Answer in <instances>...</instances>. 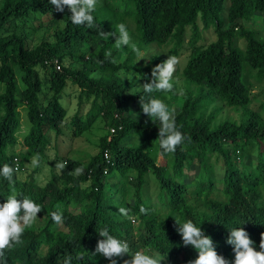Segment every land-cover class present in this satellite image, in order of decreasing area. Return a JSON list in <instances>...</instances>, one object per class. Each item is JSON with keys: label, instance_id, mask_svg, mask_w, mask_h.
<instances>
[{"label": "trees", "instance_id": "obj_1", "mask_svg": "<svg viewBox=\"0 0 264 264\" xmlns=\"http://www.w3.org/2000/svg\"><path fill=\"white\" fill-rule=\"evenodd\" d=\"M97 8L95 27L89 29L73 24L71 12L56 11L49 0L0 3V167L8 164L15 169L18 157L20 170L13 177L17 196L42 207L21 242L0 257V264H65L69 257L71 264H111L93 255L102 239L97 230L102 228L127 241L130 254L147 249L158 253L160 264H188L198 252L184 246L174 217L200 226L229 264L235 261L233 246L227 243L233 228H244L260 251L264 117L250 108L253 96L248 77L252 72L257 83L264 81V39L247 23L264 18V0H104ZM28 20L47 26L36 46L27 34ZM129 22L135 25L140 52L152 45L167 46L169 55L177 57L182 50L189 51L182 75L202 94L194 97L188 91L175 111L176 125L185 136L175 153H165L154 142L159 121L133 117L135 108H142L140 97L148 99L149 94L144 90L129 94L130 85L122 78L124 73L151 77L152 68L164 58L154 60V66L145 65L136 60L131 48L122 57L124 48L114 46V36L104 40L98 35L101 30L114 32L119 23L129 30ZM210 29L214 40L198 45L204 41L203 32ZM107 52L111 56L106 57ZM69 82L80 88L79 108L72 119L74 136L80 137L100 119L107 121L100 151L87 164L65 160L61 173L45 186H39L33 175L21 181L18 174L27 170L26 162L35 157L34 173L41 168L49 133L62 134L67 117L62 95ZM151 96L172 108L174 97L168 100L162 92ZM217 101L241 111L240 119L214 125L216 114L207 116L206 107ZM87 103L90 109L83 115ZM23 113L28 132L20 154L15 149L21 142ZM112 129L117 130L115 134ZM133 135L139 137L138 143L132 142ZM159 154L166 159L165 166L158 164ZM252 156L256 162L247 169L245 160ZM221 161L223 167L217 170ZM192 168L196 174L190 178L186 171ZM75 169L82 172L77 174ZM152 176L158 184L156 201L146 194ZM10 191L8 181L0 176V203L6 202ZM120 208L127 210L126 216ZM56 211L63 213L60 225L50 215ZM163 212L168 213L167 219L160 221ZM115 259L124 264L131 256Z\"/></svg>", "mask_w": 264, "mask_h": 264}, {"label": "clouds", "instance_id": "obj_2", "mask_svg": "<svg viewBox=\"0 0 264 264\" xmlns=\"http://www.w3.org/2000/svg\"><path fill=\"white\" fill-rule=\"evenodd\" d=\"M49 3L61 13L67 8L71 12L69 18L73 24L86 25L89 29L95 27L93 13L96 10L98 0H49ZM114 28V32L101 30L98 35L104 40H109L110 37L114 36L116 48L129 47L139 57L141 55L140 49L133 43L127 26L124 23H119ZM108 56H111V52L106 53V57ZM112 62L115 63L116 61L113 60ZM179 64L180 59L177 56L168 55L166 60L153 67L151 81L142 85L144 92L149 94V98L140 97L143 113L153 123L156 124L159 121L158 139L154 142L158 141L160 148L165 153H175L177 147L184 142L185 136L176 125L175 109L170 108L162 100L152 97L151 94L153 92H173V78ZM31 163L35 166L38 161L34 157ZM56 167L62 168L63 165L57 164ZM16 171L8 164L0 167V176L8 181L11 189L10 194L6 197V202L0 203V257H3L7 250L21 242L26 228L35 222L38 213L42 211L41 205L30 198H18L13 178ZM74 171L79 174L82 169H75ZM119 212L127 215V210L124 208H120ZM50 215L55 224H62L63 213L61 211L52 212ZM174 219L177 226L176 230L182 237L184 246H191L198 252V257L189 261L188 264H229L224 256L218 254L213 239L211 236L205 235L200 226L198 227L192 220L181 222L176 217ZM97 232L102 239L98 240L93 255H101L108 259L111 264H117L115 258L123 257L125 254L130 255L131 259L124 260V264H160L161 262L157 258L158 253L146 254L137 251L130 254L128 242L115 238L107 228L99 229ZM227 243L233 246L234 264H264V234H261L260 251L256 250L248 232L242 227L231 229ZM65 264H71L70 257L65 260Z\"/></svg>", "mask_w": 264, "mask_h": 264}, {"label": "rangeland", "instance_id": "obj_3", "mask_svg": "<svg viewBox=\"0 0 264 264\" xmlns=\"http://www.w3.org/2000/svg\"><path fill=\"white\" fill-rule=\"evenodd\" d=\"M1 1L2 0H0V3ZM103 2L104 0H98L97 7L100 8V6L103 5ZM104 12L106 13L107 10H105ZM35 24L32 20L27 21V34L33 46H36L38 43H40L43 36H45L46 27H47V26L40 27ZM134 27L135 25L129 22V28H130L129 32L132 36L133 43L136 44L138 43V38L136 37V34L134 32ZM247 27L255 30L258 33V36L264 39V18L262 17L254 18L253 21L247 23ZM53 32L54 29L51 30L50 38H52ZM190 33L191 31L189 30L188 35L186 37L184 49H187L188 47ZM203 39L204 41L199 42L198 45H203L209 41L214 40L213 29L203 32ZM169 49L170 48L167 46L159 47L158 45H152L150 46L149 50L141 52V55L137 57L136 60L141 63L143 62L145 65L149 64L151 66H154V60H156L157 58H164L163 60H166L168 58ZM129 50H130L129 47H125L123 49L122 57H126L129 53ZM188 56H189L188 50H182L180 52L178 56V58L180 59V64L178 65L177 71L174 74V78H173L174 90L171 93H164V95L167 96L168 100H171V98L174 97L172 101V108H174L175 111H177V108H181L184 98L188 96V91H192L194 93L193 94L194 97L202 94L200 93V89L197 86H189L182 75V71L186 66L188 60ZM122 78L130 85V89L128 90V93L131 95L142 92L143 91L142 85L146 82L151 81V77H149L148 75L143 77L138 73H124L122 75ZM248 80L251 83L252 96H253V102L250 105V108L254 111H260L262 116L264 117V110H261V107L264 104V81L262 83H257L254 78V73L252 72L249 74ZM79 101H80V88L74 85L72 82H69L68 87L66 88L65 92L62 95V103L67 110V117L62 125V134L57 135L53 131L49 133L48 137L50 140V145L46 150V156L42 161L41 168L36 173H34L36 165L34 166L31 163L33 159L26 162L27 170L24 173L18 174V177L21 181H26L30 178V176L33 175L36 183L39 186L41 187L45 186L51 180L53 175H59L61 173L63 167L57 168L56 167L57 164H62L64 166V161L69 159L79 160L83 164H87L90 161L91 157H94L99 153L100 140L102 139L103 136L107 134V127H108L107 121L104 119H100L89 130L85 131L80 137L74 136L72 119L75 113L78 111ZM89 109H90V103L85 104L82 112L83 115H85ZM206 110H207V116H209L212 113L216 114V120L214 122V125L223 123L226 120H239L242 114L241 111H236L232 108L226 107L220 101L208 105L206 107ZM21 112H23V110H21ZM22 115H23L22 130L21 133L19 134V140L21 142L15 149L20 154L21 153L23 154L25 151L22 141L28 132L26 116L24 113ZM133 117L136 120L142 119L143 122H146L147 120L150 119L148 116H146L143 113L142 108H138V107H136L135 111H133ZM133 136L134 137L132 139L133 140L132 142L138 143L139 137L137 135H133ZM255 162H256L255 156L247 157V159L245 160L247 169L252 168ZM166 163H167L166 159L161 154H159L158 164L161 166H165ZM215 167L217 170H220L223 167L222 161L219 164L217 163ZM186 173L190 178H193L194 175L196 174V168H192L191 170L186 171ZM63 184H64L63 181H61L60 186H62ZM146 194L156 201V196L158 194V184L153 176L150 177L149 179V186ZM167 214H168L167 212H163L159 216V220L162 221L163 219H165ZM135 229L137 231L139 230L138 222L136 223ZM140 242L141 241L138 238L137 245H140ZM140 252H144L146 254L154 253L147 249H141ZM41 253L45 254V249H43ZM157 258L159 259V257Z\"/></svg>", "mask_w": 264, "mask_h": 264}, {"label": "built area", "instance_id": "obj_4", "mask_svg": "<svg viewBox=\"0 0 264 264\" xmlns=\"http://www.w3.org/2000/svg\"><path fill=\"white\" fill-rule=\"evenodd\" d=\"M57 69L60 70V66H59V65L57 66ZM116 131H117L116 129H112V130H111V133H112V134H115ZM105 158H106V160H107L108 162H110L108 151H105ZM14 162H15V169H16L17 171H19V170H20V159H19L18 157H16V158L14 159Z\"/></svg>", "mask_w": 264, "mask_h": 264}]
</instances>
